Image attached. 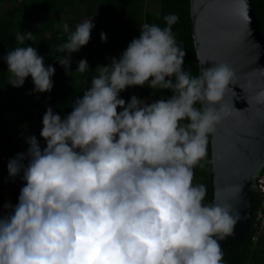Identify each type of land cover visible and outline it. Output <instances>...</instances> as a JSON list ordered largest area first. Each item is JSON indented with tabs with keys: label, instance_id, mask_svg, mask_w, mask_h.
<instances>
[{
	"label": "clouds",
	"instance_id": "9594fccd",
	"mask_svg": "<svg viewBox=\"0 0 264 264\" xmlns=\"http://www.w3.org/2000/svg\"><path fill=\"white\" fill-rule=\"evenodd\" d=\"M178 19L141 25L118 59L96 68L66 117L47 109L46 147L30 136L27 152L9 160V177L22 173L25 183L18 203L0 213V264H223L219 240L233 233L239 214L205 204L206 186L193 178L204 167L209 134L227 114L222 101L235 71L227 63L202 67L198 76L185 71L186 53L172 32ZM93 27L92 19L74 31L63 25L67 41L57 52L67 55L55 60L65 70ZM15 38L21 46L3 57L9 84L22 87L30 76L34 92H50L55 68L22 46L35 35ZM88 70L81 59L76 71ZM145 84L153 95H172L151 103L120 98Z\"/></svg>",
	"mask_w": 264,
	"mask_h": 264
},
{
	"label": "trees",
	"instance_id": "16d2710c",
	"mask_svg": "<svg viewBox=\"0 0 264 264\" xmlns=\"http://www.w3.org/2000/svg\"><path fill=\"white\" fill-rule=\"evenodd\" d=\"M158 13L147 10L148 0H0V213H6L4 205L18 203L20 189L24 186L22 173L10 178L7 164L19 153H26L27 139L35 136L41 149L46 147L40 136L42 118L49 107L61 117H66L74 106V101L82 97L90 87L91 78L98 75V66L110 65L112 58H119L129 43L140 35L144 23L165 27L164 17L176 15L179 19L172 25L177 44L182 47L184 70L192 76L199 75V62L192 35L190 0H159ZM256 16L264 33V0H253ZM94 24L90 40L78 52L71 54V64L65 70L55 58L67 55L57 52V46L67 41L63 25L67 23L70 31L77 24L91 20ZM18 32H31L34 41H25L22 46L35 47L44 57L45 66L55 68L52 76L53 88L50 92H34V84L29 76L22 87L9 84L10 73L3 57L9 50L21 46L16 41ZM101 33L106 35L102 41ZM86 59L89 70L77 72L78 62ZM120 98L129 102L136 97L148 103L160 98L170 97L169 90H153L145 84L143 87L131 86L122 91ZM197 108L201 104L195 105ZM120 111V109H118ZM181 123H187L182 121ZM26 162V161H25ZM194 169L193 184L206 186L205 204H213V172L211 144L208 138L207 155ZM258 200L253 204L257 206ZM255 230L252 220L249 222V238H227L219 240L223 251V264H264V237L255 243L252 240Z\"/></svg>",
	"mask_w": 264,
	"mask_h": 264
},
{
	"label": "water",
	"instance_id": "95a60500",
	"mask_svg": "<svg viewBox=\"0 0 264 264\" xmlns=\"http://www.w3.org/2000/svg\"><path fill=\"white\" fill-rule=\"evenodd\" d=\"M190 11L199 74L212 63L235 71L222 101L227 114L209 134L213 204L239 214L226 237L248 239L264 171V33L253 0H190Z\"/></svg>",
	"mask_w": 264,
	"mask_h": 264
},
{
	"label": "built area",
	"instance_id": "2783aa9c",
	"mask_svg": "<svg viewBox=\"0 0 264 264\" xmlns=\"http://www.w3.org/2000/svg\"><path fill=\"white\" fill-rule=\"evenodd\" d=\"M258 204L253 208L251 220L255 234L252 240L257 243L264 234V171L258 179Z\"/></svg>",
	"mask_w": 264,
	"mask_h": 264
},
{
	"label": "rangeland",
	"instance_id": "374dc122",
	"mask_svg": "<svg viewBox=\"0 0 264 264\" xmlns=\"http://www.w3.org/2000/svg\"><path fill=\"white\" fill-rule=\"evenodd\" d=\"M161 9L160 2L157 0H148L147 10L151 13H158Z\"/></svg>",
	"mask_w": 264,
	"mask_h": 264
},
{
	"label": "crops",
	"instance_id": "0c3cea01",
	"mask_svg": "<svg viewBox=\"0 0 264 264\" xmlns=\"http://www.w3.org/2000/svg\"><path fill=\"white\" fill-rule=\"evenodd\" d=\"M264 237V234L262 235V237L260 238V240Z\"/></svg>",
	"mask_w": 264,
	"mask_h": 264
}]
</instances>
